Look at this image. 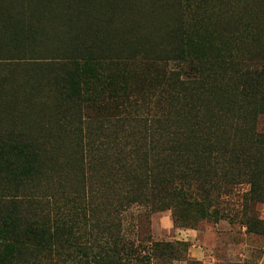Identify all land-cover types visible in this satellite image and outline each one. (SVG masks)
<instances>
[{"label":"trees","instance_id":"1","mask_svg":"<svg viewBox=\"0 0 264 264\" xmlns=\"http://www.w3.org/2000/svg\"><path fill=\"white\" fill-rule=\"evenodd\" d=\"M239 3L0 0V264H152L173 245L133 260L123 211L218 222L217 181L264 204V0ZM133 64L155 113L86 116Z\"/></svg>","mask_w":264,"mask_h":264},{"label":"rangeland","instance_id":"2","mask_svg":"<svg viewBox=\"0 0 264 264\" xmlns=\"http://www.w3.org/2000/svg\"><path fill=\"white\" fill-rule=\"evenodd\" d=\"M238 1L240 5L234 8L236 13L243 8L242 0ZM127 70L130 72L126 75L128 84L121 90L127 95L113 96L106 103L87 106L86 116L91 119L147 117L155 113V99L146 98L145 94L143 99L146 89L140 81V67L133 64ZM121 91L117 93L121 94ZM147 108H151L150 114L146 112ZM259 130L264 132V117L259 120ZM213 190L214 208L220 213L218 222L204 220L193 229L175 227L169 211L146 216L142 209L134 207L121 213L119 246L125 252L137 250L133 253L134 260L137 256L147 255L150 247L147 237L153 242L173 245L170 253L166 248H159L152 264H264V232H248L242 217L248 206L249 217L255 219L250 223L251 227L264 230V204L245 203L244 197L250 190L247 183L225 186L217 181Z\"/></svg>","mask_w":264,"mask_h":264}]
</instances>
